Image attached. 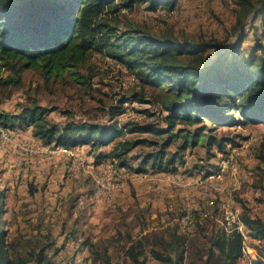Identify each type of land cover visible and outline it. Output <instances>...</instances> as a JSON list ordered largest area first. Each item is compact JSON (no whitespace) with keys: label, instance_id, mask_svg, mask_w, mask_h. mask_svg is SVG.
I'll list each match as a JSON object with an SVG mask.
<instances>
[{"label":"trees","instance_id":"obj_1","mask_svg":"<svg viewBox=\"0 0 264 264\" xmlns=\"http://www.w3.org/2000/svg\"><path fill=\"white\" fill-rule=\"evenodd\" d=\"M146 1L153 9L173 3ZM131 4V1L118 4L116 0H0V68L10 72L3 79L7 86L22 87L24 73L37 71L47 85L65 82L70 77L89 90L92 75H83L80 69L93 54H99L134 75L140 90L133 98L151 106L143 111L146 121L122 125L118 116L128 102L122 99L118 106L108 108L107 122L69 119L57 122L48 118L52 109L33 102L23 105L17 113L0 109V125L5 129L31 127L33 135L47 146L71 149L86 145L96 161L110 160L111 166L120 170L132 168L131 158L139 157L137 173L149 169L173 173L178 163H184L189 149L197 146L210 149L216 145L225 153L226 142L206 132L211 130L210 126L240 123L241 119L234 121L236 110L247 122H264V43L257 38L250 55L244 60L239 58L245 39L243 29L247 22L250 24L260 15L264 17V0H239V25L243 33L232 43L161 41L131 22L125 23L122 7ZM261 27L264 28V22ZM210 51L213 54L208 55ZM148 88L159 89L161 95L151 93ZM62 113L69 118L74 116L70 111ZM171 146L175 149H170ZM139 147L153 149L135 155L134 150ZM214 172V168L209 169L200 177H209ZM3 199L0 191V223L4 218ZM214 207L220 211L219 206ZM242 208L232 226L219 227L211 221V234L205 227L208 221L204 222L207 218L216 219V215L191 212L193 224L201 227V237L209 243L199 264H237L245 256L246 233L261 242L251 264H264V221L252 216L246 203ZM240 226L244 227V233ZM1 227L2 224L0 264H56L48 254L50 242L40 236L30 237L32 241L10 242ZM167 230L172 233V243L166 242L164 251L151 249L150 255L161 264H185L187 238L178 235L176 229ZM143 232L136 241L129 236L126 257L132 264H147L142 238L148 239V235ZM86 245L92 247L95 262L105 258V264H111L108 253L101 256L91 240L82 243Z\"/></svg>","mask_w":264,"mask_h":264},{"label":"rangeland","instance_id":"obj_2","mask_svg":"<svg viewBox=\"0 0 264 264\" xmlns=\"http://www.w3.org/2000/svg\"><path fill=\"white\" fill-rule=\"evenodd\" d=\"M127 1L132 4L122 7L125 23L131 22L161 41L232 43L244 31L241 60L250 55L257 38L264 43V28L261 27L264 17L260 15L250 24L247 22L242 31L239 0H170L173 2L171 5L155 9L146 0H116L123 5ZM80 70L83 75H92L91 89L87 90L70 77L65 82L47 85L37 71L24 73L22 87L7 86L3 79L10 72L0 68V109L17 113L23 105L37 102L52 109L48 118L57 122L66 119L107 122L108 108L128 99L124 111L118 116L120 123L147 120L143 111L151 106L133 98L140 86L124 66L93 54ZM148 90L161 95L159 89ZM62 111H70L74 116L69 118ZM233 113L234 121L241 119L240 123L217 128L210 126L211 130L206 132V135H214L226 142V152H220L216 145L210 149L201 146L189 149L184 163H178L177 171L173 172L188 184L182 186L174 179V184H179L180 188L174 197L161 201L156 196H151L152 199L133 196L134 199L120 203V199H126V196L115 193L118 196L111 197L114 190L108 195L112 204L110 209L106 205L100 210L96 202L101 198L96 200L93 194L97 181L106 178L108 168L112 167L111 161L96 164L89 157L88 146L83 152L78 147L71 148V153L56 149L55 145L47 146L33 135L31 127L5 129L0 125V191L4 198V218L0 224L6 240L32 241L30 237L40 236L52 244L48 254L53 256L56 264H105V258L93 260L95 253L91 246H82L91 240L94 250L101 256L108 253L111 264H132L126 257L129 236L136 241L144 230L143 233L148 235V239L142 238L147 264H161L150 255V251H164L166 242L172 243V233L167 230L172 228L188 240L184 263L199 264L200 256L209 243L201 237V227L186 223L183 218L186 213L202 210L211 217L215 214L216 219L207 218L204 222L208 221L205 226L208 234H211V221L219 227L234 225L243 212V203L247 204L252 216L264 221V122L253 124L243 120L239 110ZM152 149L139 147L134 154L141 151L146 154ZM170 149L175 148L171 146ZM225 157H233L234 160L222 179L209 180L204 184L197 182L196 176H204L209 169L216 171ZM138 158L130 161L132 171L139 175L138 181L150 179L153 172H158L149 169L145 173H137ZM131 180L135 178L128 180L132 188ZM178 192L182 196L188 194V199L181 205L176 199ZM247 234L245 256L237 264H251V260L257 257L261 242Z\"/></svg>","mask_w":264,"mask_h":264},{"label":"crops","instance_id":"obj_3","mask_svg":"<svg viewBox=\"0 0 264 264\" xmlns=\"http://www.w3.org/2000/svg\"><path fill=\"white\" fill-rule=\"evenodd\" d=\"M78 148H80L81 149L80 151L83 152L88 147L82 146V147H78ZM107 148H110V146H108ZM93 155H94V153L90 149L89 157L91 160L96 161V158ZM105 162H110V160H98V161H96V164L103 165ZM120 171L122 173V179L120 180L121 183L119 184L118 188L115 189L113 195L111 194V197L114 196L115 193L118 195L126 196V199H123V198L120 199V203L123 201H128V199H134V197L140 199L139 196H141L143 198H148V199L149 198L152 199L151 196H156V199H161V201H166L169 196H173L180 189L177 186L179 184L175 185L176 184V182H174V176L175 175H173V173L170 174V173H163V172H153L151 177H149L150 179L138 181L139 175L135 174L131 168H129V169L121 168ZM129 178L130 179L135 178V180H133V181L131 180V182L134 184V187L132 186V188L128 182ZM199 178H200L199 175L196 176L197 182H198ZM172 184H174L175 186H173ZM118 195H115V197ZM108 197L109 196L102 197L100 200H98L96 202V205H98L99 210L101 209V207L106 208V205H107V208L110 209V205H112V204L110 203V201H108L109 200ZM115 197L113 200H115ZM176 199L180 202V205H181L186 199H188V194H184L182 196L181 192H178V194L176 195ZM159 204H160V202L158 203V205ZM196 207H198V206H196ZM198 209H199V207H198Z\"/></svg>","mask_w":264,"mask_h":264},{"label":"built area","instance_id":"obj_4","mask_svg":"<svg viewBox=\"0 0 264 264\" xmlns=\"http://www.w3.org/2000/svg\"><path fill=\"white\" fill-rule=\"evenodd\" d=\"M56 149H59L63 152H67V153H71V149H66L64 147H57ZM233 157L227 158L225 159L219 169L217 171H215L212 175H210L209 177H200L198 180V183H206L209 180H220L223 178V176L225 175V173L228 171V169L230 168V166L233 164ZM120 178H122V173L120 171V169L116 168V167H110L108 168L107 171V176L106 178H103L101 181H97V185H96V189L94 192V196L96 199L108 196L111 192H113L115 189L118 188L119 186V182H120ZM174 179H176L180 185L182 186H187L185 182V179L181 176H174ZM192 214L190 212L186 213V215L183 217L186 221V223L189 224H193V220H192ZM239 229L244 233V227L240 226Z\"/></svg>","mask_w":264,"mask_h":264}]
</instances>
